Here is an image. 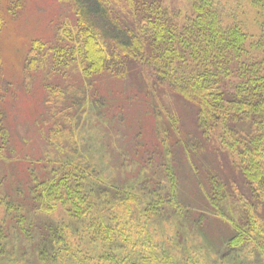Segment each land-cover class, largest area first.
<instances>
[{"label": "trees", "instance_id": "16d2710c", "mask_svg": "<svg viewBox=\"0 0 264 264\" xmlns=\"http://www.w3.org/2000/svg\"><path fill=\"white\" fill-rule=\"evenodd\" d=\"M59 1L70 5L75 25L63 24L57 43L50 47L32 42L23 65L25 77L42 67L54 76L77 68L86 79L108 73L128 82L137 80L156 104V117L164 113L172 123L176 117L163 108L157 90L191 104L205 145L197 149L208 148L218 160L219 170L207 165L206 180L214 197L225 202V218L219 222L230 233L229 246L252 249L264 264V0H185L182 9L171 7L168 0ZM45 92L52 123L48 138L56 152L48 153L47 161L59 168L35 185L36 213L62 210L77 222L84 219L87 242L80 251L83 241L76 236L71 246L65 240L61 248V229L50 242L49 237L42 240L38 254L53 261L73 247L76 264L158 262L146 232L129 222L137 196L129 189H115L113 195L86 189L93 167L76 149L60 148L63 140L69 145L74 140L59 128L64 92L53 84L45 85ZM11 151L0 125V159L17 160ZM65 154L68 157H62ZM220 168L229 176L220 175ZM170 178L174 191L175 178L172 174ZM106 196L120 197L112 207L118 214L108 211ZM17 224L22 235L28 233L26 227H33L20 209ZM38 230L46 233L39 224ZM138 247L151 257L140 258ZM131 249L136 252L123 253ZM189 259L190 264H204L195 253ZM163 263L170 264L169 259L163 258Z\"/></svg>", "mask_w": 264, "mask_h": 264}, {"label": "rangeland", "instance_id": "374dc122", "mask_svg": "<svg viewBox=\"0 0 264 264\" xmlns=\"http://www.w3.org/2000/svg\"><path fill=\"white\" fill-rule=\"evenodd\" d=\"M168 2L181 9L186 4L185 0ZM0 20V125L17 157L8 162L0 159V264H76L73 247L61 253L62 258L58 253L55 260L45 261L38 254L42 240L49 237L50 242L54 232L63 230L61 248L66 241L71 246L76 236L83 241L80 251L87 242L82 234L84 219L77 222L62 210L36 213L35 185L59 168L58 163L47 161L48 153H56L48 138L52 123L45 103L47 84L62 88L59 128L74 138L70 145L63 140L60 148L76 149L91 164L92 178L85 186L92 193L109 195L115 189H129L137 196L129 222L146 232L159 264H164L163 258L170 264H190L191 253L204 264H262L252 249L229 246L230 233L219 222L225 218V202L214 197L206 180L207 165L219 170L218 160L208 148L197 149L204 142L191 104L158 89L163 108L176 117L172 123L164 113L156 117V104L137 80L128 82L108 73L86 79L77 68L54 76L42 67L28 79L23 65L32 42L37 40L45 48L56 44L63 24L75 25L71 7L59 0H0ZM170 174L175 178L174 191ZM229 174L220 168V175ZM119 198L106 196L108 211ZM18 209L33 225L23 235L17 224ZM38 224L46 230L44 235ZM132 251L136 252L123 253ZM137 251L140 258L151 257L147 250L138 247Z\"/></svg>", "mask_w": 264, "mask_h": 264}]
</instances>
